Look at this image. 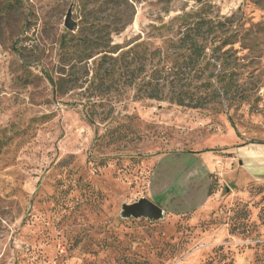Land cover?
Segmentation results:
<instances>
[{"label":"rangeland","instance_id":"rangeland-1","mask_svg":"<svg viewBox=\"0 0 264 264\" xmlns=\"http://www.w3.org/2000/svg\"><path fill=\"white\" fill-rule=\"evenodd\" d=\"M99 2L0 0V264H264V0H116L146 70L108 59L104 93L76 46ZM140 197L165 217L123 218Z\"/></svg>","mask_w":264,"mask_h":264},{"label":"trees","instance_id":"trees-1","mask_svg":"<svg viewBox=\"0 0 264 264\" xmlns=\"http://www.w3.org/2000/svg\"><path fill=\"white\" fill-rule=\"evenodd\" d=\"M99 4L101 9L102 8H108L111 3H115L112 8H114V12H112L111 18H92L89 20V27L86 34L80 36L76 40V46L78 47V50L81 52L80 55L82 59H88L93 57V54L91 51H94L96 49H101L104 54L101 58V62L108 59L112 60H121L125 61V64L122 65L126 72L124 74H128V79L130 78L129 82L130 85H132L134 82H144L139 80V78L144 74L145 67L141 68L142 66H139L136 70L133 69L130 71L131 68V61L128 60V54L132 50H136L137 46H131L128 50H122L128 45H119V44H111V35L112 34H119L121 33L131 22L132 18H125L124 12L117 9L116 6V0H99ZM204 26L202 24H197L195 27L191 28L192 32L188 31L185 36L181 39L180 47L187 49L189 51L188 57L189 60L192 62H197L199 58H201L206 49V45L202 42H200L203 38V34L200 33L201 29H203ZM68 42V39H62V43L66 45ZM111 53H118V55L113 56ZM109 54V55H108ZM108 55V56H107ZM115 62V61H114ZM104 63V62H102ZM108 66L103 68V66L100 67L101 71L99 73L96 72L95 79H97L98 85L100 87V90L102 93L107 91L109 88L108 82H111L115 75L120 71L119 67L116 63H111L110 61L107 62ZM157 70H155L156 73ZM204 70L201 71L203 73ZM152 73V72H151ZM157 76H151L150 80L143 85V83H140L137 88V95H147L151 98H158L159 97V87L157 85H153L151 82L152 80L156 79ZM52 80V79H51ZM53 81V80H52ZM206 82H210V80H207ZM55 83V82H52ZM206 85V84H205ZM151 90V92H148ZM154 90L156 92H154ZM205 98V97H203ZM206 99V98H205ZM178 104H187L191 105L193 107H200L203 106L205 102L196 101V102H185L183 99L177 100Z\"/></svg>","mask_w":264,"mask_h":264},{"label":"water","instance_id":"water-1","mask_svg":"<svg viewBox=\"0 0 264 264\" xmlns=\"http://www.w3.org/2000/svg\"><path fill=\"white\" fill-rule=\"evenodd\" d=\"M65 26L70 30H73L76 26V22L72 18V8H69L67 12ZM120 214L127 219L146 218L150 221H155L165 217V209L147 197H140L132 203H122Z\"/></svg>","mask_w":264,"mask_h":264}]
</instances>
